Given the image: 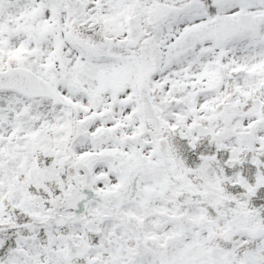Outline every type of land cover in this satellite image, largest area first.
Wrapping results in <instances>:
<instances>
[{"label":"snow or ice","instance_id":"6c2138e0","mask_svg":"<svg viewBox=\"0 0 264 264\" xmlns=\"http://www.w3.org/2000/svg\"><path fill=\"white\" fill-rule=\"evenodd\" d=\"M0 264H264V0H0Z\"/></svg>","mask_w":264,"mask_h":264}]
</instances>
